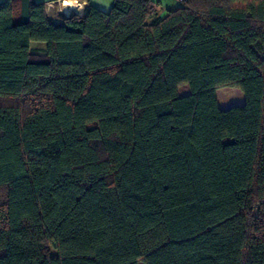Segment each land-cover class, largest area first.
Here are the masks:
<instances>
[{
  "label": "trees",
  "instance_id": "1",
  "mask_svg": "<svg viewBox=\"0 0 264 264\" xmlns=\"http://www.w3.org/2000/svg\"><path fill=\"white\" fill-rule=\"evenodd\" d=\"M61 19L0 3V264H264V0Z\"/></svg>",
  "mask_w": 264,
  "mask_h": 264
},
{
  "label": "crops",
  "instance_id": "2",
  "mask_svg": "<svg viewBox=\"0 0 264 264\" xmlns=\"http://www.w3.org/2000/svg\"><path fill=\"white\" fill-rule=\"evenodd\" d=\"M5 0H0L2 3ZM34 3H43L46 5L47 13L50 17L55 20L62 21V16H78L80 18L84 17L89 9L93 7L98 9L103 13H109L112 10L114 0H31ZM156 4V12L160 18L167 16L169 11L176 10L179 5L176 2H171L169 0H154ZM81 8L79 12L76 9ZM63 10V11H62ZM64 10H67L64 12ZM67 13V14H66ZM42 46L40 49L36 48ZM41 50L42 55L45 54L46 45L45 44H32V50ZM39 53V52H38ZM217 99L220 109L228 110L233 107H242L245 105L246 99L244 94L234 88H223L217 91ZM188 95V94H186Z\"/></svg>",
  "mask_w": 264,
  "mask_h": 264
},
{
  "label": "rangeland",
  "instance_id": "3",
  "mask_svg": "<svg viewBox=\"0 0 264 264\" xmlns=\"http://www.w3.org/2000/svg\"><path fill=\"white\" fill-rule=\"evenodd\" d=\"M171 2H176V5H179V6H183V3L179 0H169ZM63 11V10H62ZM67 14V13H66ZM42 46H38L36 48H41ZM42 50V49H41ZM41 50H38V49H35L33 50L34 52H36V54H41L40 51ZM39 52V53H38ZM42 52V51H41ZM190 92V89L188 86H183L181 89H180V92H179V95L180 96H185L186 94H189ZM3 194H5V190H2L1 193H0V196H2ZM140 264H143V263H140Z\"/></svg>",
  "mask_w": 264,
  "mask_h": 264
},
{
  "label": "bare ground",
  "instance_id": "4",
  "mask_svg": "<svg viewBox=\"0 0 264 264\" xmlns=\"http://www.w3.org/2000/svg\"><path fill=\"white\" fill-rule=\"evenodd\" d=\"M80 10H82L81 8H78V9H76V12L78 11H80ZM67 10H64V12H66Z\"/></svg>",
  "mask_w": 264,
  "mask_h": 264
},
{
  "label": "built area",
  "instance_id": "5",
  "mask_svg": "<svg viewBox=\"0 0 264 264\" xmlns=\"http://www.w3.org/2000/svg\"><path fill=\"white\" fill-rule=\"evenodd\" d=\"M179 1H181V2L183 3V2H185L186 0H179Z\"/></svg>",
  "mask_w": 264,
  "mask_h": 264
}]
</instances>
